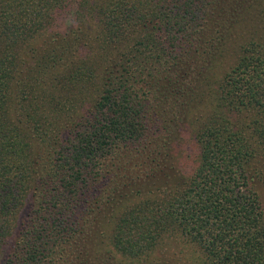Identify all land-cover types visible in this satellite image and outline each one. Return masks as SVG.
<instances>
[{"label":"trees","instance_id":"obj_1","mask_svg":"<svg viewBox=\"0 0 264 264\" xmlns=\"http://www.w3.org/2000/svg\"><path fill=\"white\" fill-rule=\"evenodd\" d=\"M258 156L264 0H0V264H264Z\"/></svg>","mask_w":264,"mask_h":264},{"label":"rangeland","instance_id":"obj_2","mask_svg":"<svg viewBox=\"0 0 264 264\" xmlns=\"http://www.w3.org/2000/svg\"><path fill=\"white\" fill-rule=\"evenodd\" d=\"M186 143L188 142V137L185 138ZM193 157L189 158L186 163L188 162L191 168V165H193L194 163ZM257 167H259L260 171H261V177H260V181L258 183L257 189L262 201V205L264 208V156H258L257 157ZM185 164V163H183ZM189 171V168L187 169ZM163 247H165L166 249L164 250V255H163V260H165L166 262H171V264L179 261L181 263H188L191 264V260H189V258L186 260L184 253H181V251H179V247L180 245H177V241L172 240L167 242V244H165ZM160 255L162 256L161 252Z\"/></svg>","mask_w":264,"mask_h":264}]
</instances>
